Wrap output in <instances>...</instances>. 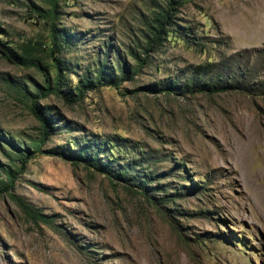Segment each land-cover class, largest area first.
<instances>
[{
    "label": "rangeland",
    "instance_id": "374dc122",
    "mask_svg": "<svg viewBox=\"0 0 264 264\" xmlns=\"http://www.w3.org/2000/svg\"><path fill=\"white\" fill-rule=\"evenodd\" d=\"M263 17L264 0H0V46H34L51 79V25L66 36L59 95L0 54V264H264Z\"/></svg>",
    "mask_w": 264,
    "mask_h": 264
},
{
    "label": "trees",
    "instance_id": "16d2710c",
    "mask_svg": "<svg viewBox=\"0 0 264 264\" xmlns=\"http://www.w3.org/2000/svg\"><path fill=\"white\" fill-rule=\"evenodd\" d=\"M168 3L169 4L167 6V9L163 11L162 14L159 13V15L153 18V21L154 23H156L157 27L150 26L149 28V32L152 35H154L153 37L156 40L153 42L154 44H158L159 39L166 31L165 25L168 22V19L171 17L169 11L170 10H172V12L174 11V8L171 9L172 1H168ZM145 26H147V24ZM50 30H51L52 42H51V50L49 54L53 57V66L56 69V75L53 79H51L50 77L48 68L44 64H42L41 61H39L40 59L37 58L38 60H35L34 58H32L33 53L35 52L34 46H31L30 44L25 45L22 51V55H18L9 47L0 46V54L4 58H6L9 62L27 64L31 67H37L40 70L44 78L45 89L42 90V92L38 90L39 94L35 96L37 99L40 97H46L49 94L59 95V92H60L59 90L61 89L63 84H65L64 75H63L65 67L62 64L61 59H59L57 56L64 46L66 36H65V33L63 32L59 33L58 30H56L54 25H51ZM143 64H144V60H141L139 66L141 67ZM218 79L220 80L218 83L222 82L221 85L217 86V84L215 85L206 84L204 87H210L212 88V90H216V92L227 91L233 88L232 86L234 85L232 81L226 79L225 77H224L225 81L222 80L221 78H218ZM100 84L101 86H104L103 85L104 83H100ZM53 85L54 87L52 88ZM105 85L118 87L117 84L112 83V82H107V84ZM92 86H93V83L90 79L82 80L80 82V86H78L77 88V95H76L77 99H75V101L82 98L84 92L92 89L93 88ZM166 90L168 91L169 89L167 88L158 89V91H166ZM66 100L72 101V99H69V98H67ZM31 112L35 115L36 118L39 119V122H40L39 124L42 130L44 131L43 137L47 136L48 135V131H47L48 122L45 119L41 118L40 115H38L37 104L35 100L31 101ZM34 152H39V149H36V151ZM32 156H33L32 153L27 154L24 160H21L20 164L22 165L23 163L27 162V160L30 159ZM83 160L85 161V159ZM88 163L91 165H94L93 161H88ZM123 172L124 171H120L119 173H123Z\"/></svg>",
    "mask_w": 264,
    "mask_h": 264
},
{
    "label": "bare ground",
    "instance_id": "6f19581e",
    "mask_svg": "<svg viewBox=\"0 0 264 264\" xmlns=\"http://www.w3.org/2000/svg\"><path fill=\"white\" fill-rule=\"evenodd\" d=\"M264 18V17H263Z\"/></svg>",
    "mask_w": 264,
    "mask_h": 264
}]
</instances>
